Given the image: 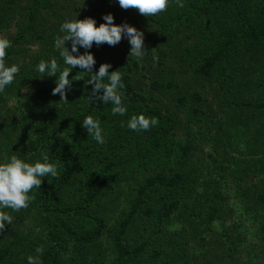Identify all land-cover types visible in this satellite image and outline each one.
<instances>
[{"label":"trees","instance_id":"trees-1","mask_svg":"<svg viewBox=\"0 0 264 264\" xmlns=\"http://www.w3.org/2000/svg\"><path fill=\"white\" fill-rule=\"evenodd\" d=\"M66 1L0 0L5 61L20 67L0 93V162L44 152L58 169L27 208L3 210L12 223L0 264H27L38 247L42 264H264V0H170L151 17L115 0ZM109 13L142 31L148 50L131 57L123 38L90 49L94 71L121 73L124 117L92 96L78 67L69 79L85 78L64 98L52 95L55 76L35 71L53 58L65 67L55 40L66 19L99 26ZM141 113L158 125L129 130ZM89 115L103 145L82 127Z\"/></svg>","mask_w":264,"mask_h":264},{"label":"clouds","instance_id":"clouds-1","mask_svg":"<svg viewBox=\"0 0 264 264\" xmlns=\"http://www.w3.org/2000/svg\"><path fill=\"white\" fill-rule=\"evenodd\" d=\"M122 9H136L139 14L145 17L155 16L164 12L170 5V0H115ZM179 8L185 7L184 0H174ZM103 23L97 26L95 19L88 17L85 19H66L59 27L62 35L57 36L55 47L60 50V57L65 67L61 68L56 59L47 61L41 60L35 71L43 78L45 76H55V87L52 95L59 94L64 98L66 92L71 90L73 80H83L84 76L69 79L70 73L77 67L81 73L90 74L86 80V85L92 86L91 94L103 105H111L113 116L124 117L127 107L123 101L125 85L122 82V75L119 70L109 72L111 64L104 63L99 66L98 71H94L96 60L90 49L93 44L99 46L107 44L116 46L123 39L130 44L129 56L136 59H143L147 54L145 47L144 33L127 23L116 24L112 14L103 16ZM71 44L70 50L66 47V42ZM10 47L7 38H0V93L14 82L20 67L16 64H7L5 61L6 50ZM84 49L83 53L80 49ZM59 73V75H57ZM156 117L146 116L141 113L131 116L126 123V127L134 132L149 131L158 125ZM82 127L87 131L97 144L105 143V136L100 121L89 115L83 119ZM58 177V169L50 161L47 153L42 152L33 163L26 162L17 155L8 157L0 162V231L6 225H11L12 217L4 209H11L18 212L29 206L32 196L29 194L34 188H40L44 178ZM44 249H35V255L27 257V264H42L40 257Z\"/></svg>","mask_w":264,"mask_h":264},{"label":"rangeland","instance_id":"rangeland-1","mask_svg":"<svg viewBox=\"0 0 264 264\" xmlns=\"http://www.w3.org/2000/svg\"><path fill=\"white\" fill-rule=\"evenodd\" d=\"M76 1L77 0H67L66 1V3H68L67 4V7L69 8V9H71V7H72V4H74V3H76ZM87 7V3L86 4H84V8L83 9H85ZM14 31H15V27L13 26L12 28H11V31L10 32H12V33H14ZM7 36H8V34L7 35H5V33L3 34L2 33V37L3 38H7ZM121 48L122 49H125V47L123 46V45H121ZM231 200V204H230V206L231 207H236V208H238L239 209V211H241L240 210V205L236 202L237 201V199H234L233 197H232V199H230ZM234 203H237L238 205H235ZM244 217H242V218H240V217H237L236 216V218L234 219L235 220V222L237 223V222H239L240 220H242ZM231 224V221H228V225H230ZM250 235H253V232H251L250 233ZM249 237V236H248ZM256 241H254L253 243H255ZM243 261H246L247 260V257L246 256H243Z\"/></svg>","mask_w":264,"mask_h":264}]
</instances>
